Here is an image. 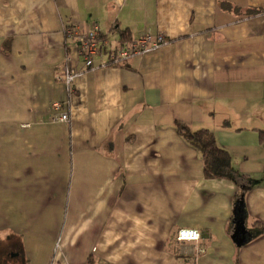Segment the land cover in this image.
I'll return each instance as SVG.
<instances>
[{"label": "crops", "instance_id": "crops-1", "mask_svg": "<svg viewBox=\"0 0 264 264\" xmlns=\"http://www.w3.org/2000/svg\"><path fill=\"white\" fill-rule=\"evenodd\" d=\"M70 26L168 43L96 57L69 96L66 63L85 70ZM64 101L71 123H46ZM179 123L250 179L206 178ZM0 128V264H264V0H0ZM69 183L92 201L70 222Z\"/></svg>", "mask_w": 264, "mask_h": 264}, {"label": "built area", "instance_id": "built-area-1", "mask_svg": "<svg viewBox=\"0 0 264 264\" xmlns=\"http://www.w3.org/2000/svg\"><path fill=\"white\" fill-rule=\"evenodd\" d=\"M65 34L74 40L77 53L82 57V64L85 69L83 71L73 70L66 63L65 72L60 76L59 81L64 85L70 96L74 91L75 80L85 71L93 68L95 57L103 55V49L107 46L108 42L103 38L99 28L83 31L78 27L70 26L66 28ZM167 43L166 37L162 34L156 38L146 35L140 39H132L123 44L117 43V49L105 50L108 61L104 64V67H119L125 65L133 58L155 52ZM66 60H70V58H66ZM46 123H63L69 125L71 123L69 101L52 103L50 115L46 119ZM176 239L180 244L200 242L202 240V233L198 229L183 228L178 231ZM198 250L199 252H203L200 249Z\"/></svg>", "mask_w": 264, "mask_h": 264}, {"label": "trees", "instance_id": "trees-1", "mask_svg": "<svg viewBox=\"0 0 264 264\" xmlns=\"http://www.w3.org/2000/svg\"><path fill=\"white\" fill-rule=\"evenodd\" d=\"M102 36L105 39V41L108 42L107 46H105L103 49L104 52L102 55V57H105L106 59L105 63L108 61V56L106 55L105 50L108 51L110 49L111 50L117 49V43L123 44L125 42L132 40L130 38H127L117 41V39H109L105 37V34H102ZM80 59L82 62L83 59L81 56ZM178 129L182 134V136L186 138L201 154V157L204 162V170H205L206 178H211V179L228 178L237 185L239 184V180L241 179H247V180L250 179L248 175L239 174L237 171L233 169V167L231 166L230 151L219 144L217 138L212 133V131L207 129H201L196 132H193L190 129H188V127H186L184 124L181 123L178 124ZM185 131H188L189 133L185 134ZM260 139L261 142L264 144V131L260 132ZM237 195L238 198H241V193H238ZM255 225L264 228V224L260 221L256 222ZM250 235H252V232L250 233ZM4 261L6 262V259Z\"/></svg>", "mask_w": 264, "mask_h": 264}, {"label": "rangeland", "instance_id": "rangeland-1", "mask_svg": "<svg viewBox=\"0 0 264 264\" xmlns=\"http://www.w3.org/2000/svg\"><path fill=\"white\" fill-rule=\"evenodd\" d=\"M9 129L10 128H0V132H4V131L11 132V130H9ZM186 133H189V132L185 131V134ZM5 142H7L5 138H0V144L5 143ZM80 195H83L84 197L80 198L79 197ZM86 196H88V192H84V189L80 190L78 185L73 186V183H71L70 187L67 190L65 199L60 200L62 198V194L60 195L61 198L58 199V211H71L69 214V222H70V220L75 221L76 213L78 211H89L88 210L89 207L87 206V204L92 202V201L86 199ZM49 203H50V201H49ZM84 203H86V205H84ZM52 206H53V204H52ZM66 220H67V218H66Z\"/></svg>", "mask_w": 264, "mask_h": 264}, {"label": "water", "instance_id": "water-1", "mask_svg": "<svg viewBox=\"0 0 264 264\" xmlns=\"http://www.w3.org/2000/svg\"><path fill=\"white\" fill-rule=\"evenodd\" d=\"M249 236L250 232L245 225V220L242 216H240L236 221V229L233 235V239L236 243L243 244L248 240Z\"/></svg>", "mask_w": 264, "mask_h": 264}]
</instances>
